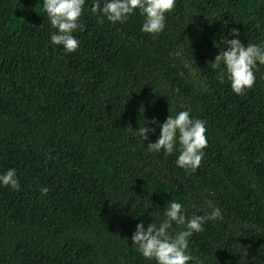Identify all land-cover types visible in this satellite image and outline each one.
Listing matches in <instances>:
<instances>
[{
    "label": "trees",
    "instance_id": "trees-1",
    "mask_svg": "<svg viewBox=\"0 0 264 264\" xmlns=\"http://www.w3.org/2000/svg\"><path fill=\"white\" fill-rule=\"evenodd\" d=\"M93 2L65 53L42 0H0V172L20 183L0 187V264H155L131 235L170 200L186 217L220 210L190 237L188 264H264V65L237 95L210 64L233 27L264 43V0H176L155 36L138 12L98 20ZM184 109L207 127L194 172L147 151L157 125L146 141L135 130Z\"/></svg>",
    "mask_w": 264,
    "mask_h": 264
},
{
    "label": "clouds",
    "instance_id": "clouds-1",
    "mask_svg": "<svg viewBox=\"0 0 264 264\" xmlns=\"http://www.w3.org/2000/svg\"><path fill=\"white\" fill-rule=\"evenodd\" d=\"M176 0H94L90 7L92 14L98 20H107L112 24H123L132 15L139 13L142 17L140 31L152 36L158 35L166 27V14L175 8ZM85 0H42V11L46 14L51 31L49 39L53 45L62 46L65 53L74 52L80 44L75 33L81 28V16L85 11ZM231 39H224L226 47L219 48L218 54L210 62L213 69H221L229 81L231 90L243 94L250 89L256 80L257 65H264V43H242L239 30L230 29ZM159 128V136L146 144L148 152H163L165 156L174 152L176 166L195 171L205 156L207 147L206 121L190 116V110L174 111L159 123L155 117L144 126L136 128V134L142 141L149 139V133ZM0 187H9L19 191L20 183L17 170L7 168L0 172ZM41 194L48 189L41 188ZM211 211L203 216L186 217L182 203L176 200L168 201L164 206L159 224L143 221L135 225L131 235L132 245L140 255L155 264H188L195 261L189 253L190 237L203 230V224L208 219L220 215V210L209 204ZM180 226L172 231L173 225Z\"/></svg>",
    "mask_w": 264,
    "mask_h": 264
}]
</instances>
